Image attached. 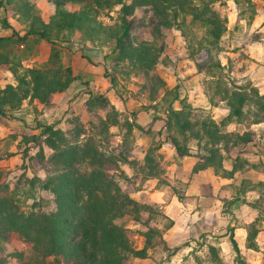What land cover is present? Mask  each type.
I'll return each instance as SVG.
<instances>
[{"label": "trees", "instance_id": "obj_1", "mask_svg": "<svg viewBox=\"0 0 264 264\" xmlns=\"http://www.w3.org/2000/svg\"><path fill=\"white\" fill-rule=\"evenodd\" d=\"M47 1L54 10L48 20L33 0H0V26L10 31L9 35L0 37V71L9 72L15 81V86L10 83L0 88V124L13 119L26 102L51 106L56 95L67 92L79 80L70 64L72 55L67 47L79 36L78 41L111 51L110 57L105 56V60L112 59V65L104 67V78L120 99L122 79L146 80L147 85H143L142 90H148L149 101L154 106L166 105L164 132L159 134H165L166 142L175 148L179 157L192 156L193 145L198 148L196 157L200 163L195 165L193 173L214 168L216 174L233 178L247 166L255 170L264 166L263 163L251 164L240 155V152H248L247 149L257 141L254 130L227 131L234 123H264V94L249 81L237 85L228 78L226 67L219 58L223 51L222 40L228 31V19L215 9L216 0ZM233 1L238 7L247 1L252 8L249 19L252 21L255 15L253 1ZM115 11L118 16L114 23L101 20L102 17L113 20L111 13ZM138 12L144 19L150 18L152 41L132 33ZM191 27L201 30V37L190 38L185 29ZM174 28L188 38L189 58L197 72L208 74L215 81L212 106L225 104L229 111L220 122L211 115L195 114L192 105L182 98L179 87L168 91L166 82L153 75L158 65L170 62L162 30ZM43 43L50 49L47 62L42 67L27 66L38 55ZM85 58L93 63L91 58ZM88 96L85 103L88 112L107 110L104 118L99 117L100 135L107 136L113 127L124 129L127 134L142 130L135 120V113L121 119L120 111L104 94L90 89ZM69 124L72 126L70 135L55 124H40L37 134L14 135L15 139L22 137L25 145L37 148L34 156L28 155L29 151L24 153L34 171L33 178L26 181L30 189L39 188L51 194L54 209L49 212L37 210L38 204L34 203L25 212L16 193H10L8 186L0 184V238L17 234L31 248L28 257L24 252L10 256L19 264H131L134 259L150 258V252L156 248L170 251L164 233L173 222L162 215L168 224L159 228L155 223L159 213L152 206L134 200L113 175L121 170V166L128 165L139 167L144 181L159 179L161 182L165 170L160 167L157 156L163 142L157 141L148 148L144 164L140 166L130 160L127 150L118 154L103 151L97 138L90 135L95 128L88 130L79 117L70 119ZM46 149L50 150V156ZM2 152L0 140V159ZM233 153L238 155L231 158ZM226 157L232 159L231 171L224 168ZM40 170L45 177L38 174ZM242 188L244 194L247 190L259 192V199L249 205L259 215L249 225L247 237V247L258 250L259 227L264 222V183L244 181ZM175 194L182 202L188 200L178 191ZM128 216L145 229L133 230L118 224V220ZM139 236L144 238L142 248L135 246ZM230 240L239 258L240 249L233 232ZM210 252L214 264H223L216 248L210 247ZM4 263L0 260V264Z\"/></svg>", "mask_w": 264, "mask_h": 264}, {"label": "rangeland", "instance_id": "obj_2", "mask_svg": "<svg viewBox=\"0 0 264 264\" xmlns=\"http://www.w3.org/2000/svg\"><path fill=\"white\" fill-rule=\"evenodd\" d=\"M33 1H35L37 4L42 16L48 20L54 12L53 7L48 3L47 0ZM252 1L255 5L254 9H256L257 4L254 2V0ZM228 4V0H216L214 7L223 17H227L229 12ZM118 10L119 9H117V11ZM236 10L241 11L242 14L246 13L245 17L247 18L252 14V8L248 6L247 1H243L242 5L238 9L236 7ZM117 11L111 13L113 20L109 19L108 17H102L101 20L108 24L114 23L118 16ZM233 11L235 10L233 9ZM149 20L150 18L144 19L141 12L136 13L132 28L133 35L152 41L153 36L151 33V28L149 27ZM162 31L164 35V42L169 50L168 53L171 56V59L170 62L165 65H158L153 75H158L166 82V90L168 91L175 90L179 87L182 98L187 100V102L192 105L195 110V114L202 113L204 115H211L213 117L212 108L214 106H212L211 98L213 97L215 90L214 79L205 73H202L197 78L192 77V75H194L192 71H195V65L189 58L187 48L188 38L183 36L182 31H179L175 28L163 29ZM185 31H189L190 38H192V36L201 37L202 35L201 30L196 27H191L190 30L186 28ZM9 33L10 31L3 30L0 26V37H4ZM78 38L79 36H76L77 40L75 39L71 44L67 45V47H69L71 50L72 56L77 55L78 57H81L79 64H76L75 62L73 65L74 73L77 75L79 80L73 84L71 90L65 95L59 96L60 98H58L57 103L49 107H42L38 104L31 106L26 102L22 110L17 112L13 119L0 124V140L3 146V152L0 159V184H2L3 187L8 186L10 193H16V199L21 205V209L25 212L28 211L32 205H35L34 203L38 204L36 208L37 210L40 209L46 212L52 211L54 209V201L51 194L40 191L39 188L30 189V185L27 183L26 179H32L34 171L32 170V163L24 158V153L25 151H29L28 155L34 156L37 153V148L33 145H25L24 142H22V137L15 139L14 135H18V133L37 134L40 131L37 126L40 124L58 125V128L63 129L68 135H70L72 126L69 124V121L73 117H79V119L86 125L88 130L92 131V127L95 128L90 135H94V137L97 138L99 146L103 151L110 153L118 154L121 151L127 150L130 156L137 160V157H142L141 150L138 149L141 145L138 144V142L140 143L142 138L148 139V148L156 144L157 141H166L165 134H159L160 132H164V109L166 105L161 106L159 103L154 106L155 104L149 101L148 90H142L143 85H147L146 80L122 79L121 86H119L122 93V99H120L116 92L110 90L109 83L106 78H104V80L101 78L104 76V67L106 65H112L111 58L105 60V56L110 57L111 51L105 48L98 49L90 43L78 41ZM227 41L230 40L225 39L222 41V48L224 51L220 53L219 58L226 67L228 78L233 79L237 85L242 83L245 84L248 81L251 82L250 78L248 76L244 77L243 72L241 71L243 67L246 68L248 65L247 62L242 63L241 61H248V59L244 58L246 57L244 52L239 50L240 47L238 45H233L229 42L227 43ZM228 51L231 52L230 55L226 54ZM41 52H44L45 54L35 55L28 64H31V66L42 67L48 60L49 46H45V49L43 47ZM85 57L93 59L95 61L94 66H103L101 70V73L103 74H101L100 71L97 72L98 76L96 77L99 78L94 79L91 74H88L86 69L88 60ZM36 59L37 61H35ZM65 61L68 62L66 56ZM241 65L243 66L241 67ZM92 78L94 79L93 82ZM13 82L15 81L12 75L9 76L6 72H0V88L5 87L7 84H12ZM101 82H103V84H101ZM96 87H98L99 90L95 89ZM90 89L104 94L111 101V103H117L119 108L122 110L120 112L121 119L129 118L132 116V113H135V120L142 127V130L137 129L134 130L133 133L127 134L126 130L113 127L107 136L100 135L99 117L104 118L106 116L107 110H94L93 112H88L85 107V103L89 98L88 94ZM109 93L111 96L108 95ZM176 106L179 107V104L176 103ZM147 107L149 110H146ZM219 108H226V106L225 104H220ZM251 109L253 112H255L254 108ZM250 117L252 118V116ZM220 121L221 120H219V122ZM248 129H252L260 137H264V123L251 124L250 121H246L242 124L234 123L227 127V131L229 132L235 131L242 133ZM104 137H107V139ZM148 148H146L145 152L148 150ZM259 150L264 152V145H260ZM46 153L48 156L51 155V152L48 149H46ZM165 155L166 154L162 155L159 153L157 156L161 168H164L166 165L164 162ZM136 171L137 173L128 169V173L129 175H132V177H129L122 168L119 172H114L113 174L117 183L124 190L129 192L130 195L134 194L137 189L142 187L141 183V185L137 186V183L141 181V176L138 175L140 171L139 168H136ZM38 174L42 177H45V173L41 170L38 172ZM242 176L246 177L248 181L254 182L256 174L249 169H246L243 170ZM163 177L164 174L161 176V179H163ZM160 183L163 182L161 181ZM235 191L237 194L239 193L238 188L235 189ZM225 202H223L224 210L230 211L231 204H229L227 200H225ZM150 206L153 207L156 213H159V216L155 220L156 225L161 228L166 226L168 221L162 216L163 214L160 208L154 205ZM243 214L244 212H241V215ZM251 215V213H248L247 216L250 217ZM118 224L124 225L127 228L133 230L143 231L145 229L142 225L135 223L129 216L118 220ZM260 228L262 231H264L263 224ZM226 229L228 232H230V225L227 226L225 230ZM262 239H264V236H262ZM143 245L144 238L139 236L135 240V246L137 248H142ZM262 247L264 248V246ZM30 249V244L26 243L17 234H7L3 239L0 238V260L5 261L4 264H19V261L10 255L16 252H24L28 257L30 255ZM159 249L160 254L156 256L154 254L152 258V261H154L153 263L150 260L140 261L134 259L132 260L131 264L165 263L166 257L167 259L169 258V253L164 256L162 255V248L159 247ZM207 250L208 251L204 252L199 258L202 259L205 264H210L209 260L211 261V254L209 249ZM261 253L262 255L260 257L264 260V250H262ZM227 257L230 264H242V262L246 263V257L242 255H240L239 258H237V256L230 258L229 254ZM186 259L187 261L189 260L187 257L184 259V262Z\"/></svg>", "mask_w": 264, "mask_h": 264}, {"label": "crops", "instance_id": "obj_3", "mask_svg": "<svg viewBox=\"0 0 264 264\" xmlns=\"http://www.w3.org/2000/svg\"><path fill=\"white\" fill-rule=\"evenodd\" d=\"M254 2L257 5L252 21L249 20L250 17H245L246 13L242 14L241 11L236 10V7L237 9L239 7L234 1L233 4L235 7L228 4L229 12L226 17L228 19V31L223 37V40L229 39L230 41H227V43L229 42L233 45H238L240 47L239 50L244 52V55L246 56L244 58L248 59V61H241L242 63L247 62L248 65L241 70L243 76H248L252 84L258 88L261 94H264V1L254 0ZM233 9L235 11H233ZM233 13H235L234 19ZM45 46L47 45L44 43L40 45L38 55L45 54L44 52H41L43 47L45 49ZM226 54L230 55L231 52L228 51ZM76 56L77 55L72 56V60L70 61L73 72V65L75 62L76 64H79L81 60V57ZM35 61H37V59ZM92 61L93 63H87L86 69L88 74H91L92 77L96 79L99 78L96 77L98 76L97 72L100 71L101 73L103 66H94L95 61L93 59ZM27 66L31 67V64H27ZM242 66L243 65H241V67ZM194 69L195 71H192L194 74L192 77L197 78L201 74L197 72L196 67ZM6 73L9 74V72ZM93 78L92 82L94 80ZM101 78L104 80V76ZM101 84H103V82H101ZM95 89L99 90L98 87ZM70 90L56 95L52 105L57 103L58 98H60L59 96L65 95ZM108 95L111 96L110 93ZM35 104L40 105L37 102L29 105L33 106ZM112 104H114L120 112L122 111L117 103L113 102ZM212 109L213 119L217 122L229 114V111L226 108H219V106H217ZM138 144H141L138 149L141 150L142 157H137L136 160L131 156L130 160H134L139 165H143L144 157L147 152H145V150L149 146V141L146 138H142ZM254 144L247 149L248 152H245L244 154L240 152V155L247 159L251 164H264V152L259 150L260 145H264V137L258 135L257 141ZM197 152L198 148L193 145L190 151L192 156L182 158L177 155L175 148L171 144L163 141L162 148L159 151L162 155L166 154L164 157L166 165L163 168L165 170L162 179L163 183H160L159 179H149L144 181L143 175L139 172L138 175L141 176V181L137 183V186L142 184V187L137 189L134 194H131V197L139 203L159 207L162 214L173 222L171 228L164 233V240L170 251H164L161 249L162 255L165 256L169 253L170 256L168 259L166 257V262L163 264H205V262L199 257L202 256L204 252H207V249L210 251V247L217 249L218 256L223 264H230L227 256H229V254L230 258L237 256L230 240L232 232L238 243L240 255L246 257V263L264 264L263 258L260 257L262 255L261 251L264 250L262 247L264 246V239H262L264 231L261 230V225L257 237L258 250H252L247 247L248 227L259 215L258 211L253 210L249 205L259 199V192L247 190L246 194L243 193L242 184L244 181H248L246 177L242 176L243 170L238 171L233 178L223 177L216 174L214 168H207L198 173H193L195 165L200 163V159L196 157ZM237 155V153H233L231 158H235ZM231 158L226 157L224 162V168L227 171L232 170ZM127 166L128 165H123L121 168L125 170L129 177H132V175H129L128 169L137 173L136 168ZM138 168L139 167H137V169ZM246 169H249L248 166L244 170ZM249 170L256 174L254 180L258 182L252 181L253 183H264V166H259L257 170ZM237 188L239 189L238 194L235 191ZM175 191L180 192L187 197L188 200L186 202L180 201L175 194ZM225 200L231 204L230 211L224 210L223 208V202H225ZM241 212H244V214L241 215ZM248 213H251L252 215L248 217ZM262 224L264 225V222ZM229 225L231 230L234 229L233 231L230 230V232H228L227 229L225 230ZM159 250V248H156L151 251L150 258L148 259L136 260L152 261L154 254L155 256L160 254ZM187 257L189 260L187 261L186 259L184 262V259ZM153 262L154 261H152V263ZM209 262L210 264H214L210 260Z\"/></svg>", "mask_w": 264, "mask_h": 264}, {"label": "clouds", "instance_id": "obj_4", "mask_svg": "<svg viewBox=\"0 0 264 264\" xmlns=\"http://www.w3.org/2000/svg\"><path fill=\"white\" fill-rule=\"evenodd\" d=\"M229 4L232 5L233 7H235V5L233 4V0H228ZM235 18V13H233V19ZM9 76L11 75L10 73L8 74ZM14 83V86H15V82Z\"/></svg>", "mask_w": 264, "mask_h": 264}]
</instances>
